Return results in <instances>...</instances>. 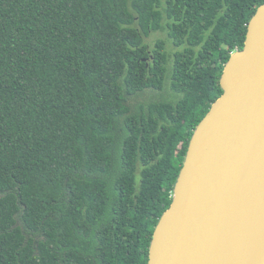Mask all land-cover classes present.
<instances>
[{
    "label": "trees",
    "instance_id": "16d2710c",
    "mask_svg": "<svg viewBox=\"0 0 264 264\" xmlns=\"http://www.w3.org/2000/svg\"><path fill=\"white\" fill-rule=\"evenodd\" d=\"M263 5L0 0V264H148L190 141ZM160 31L173 54L146 44ZM167 82L177 101L127 105Z\"/></svg>",
    "mask_w": 264,
    "mask_h": 264
},
{
    "label": "water",
    "instance_id": "95a60500",
    "mask_svg": "<svg viewBox=\"0 0 264 264\" xmlns=\"http://www.w3.org/2000/svg\"><path fill=\"white\" fill-rule=\"evenodd\" d=\"M222 73L148 264H264V5Z\"/></svg>",
    "mask_w": 264,
    "mask_h": 264
},
{
    "label": "rangeland",
    "instance_id": "374dc122",
    "mask_svg": "<svg viewBox=\"0 0 264 264\" xmlns=\"http://www.w3.org/2000/svg\"><path fill=\"white\" fill-rule=\"evenodd\" d=\"M168 0H163V6L166 7V2ZM163 40L166 42V48L167 51L171 54H173L176 50L172 46L171 42L169 41L168 38V33L167 31H160L156 33H151L149 37L145 39V42L147 45L150 47H154L157 41ZM178 97L173 95L171 92V84L170 82H167L166 88L163 92H153V91H147L145 94H142L140 96L130 98L128 101V106L131 108H134L136 105H143V104H148V103H159L162 101H169V102H174L177 101ZM118 130L123 133L124 127L119 125Z\"/></svg>",
    "mask_w": 264,
    "mask_h": 264
}]
</instances>
